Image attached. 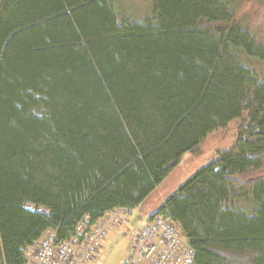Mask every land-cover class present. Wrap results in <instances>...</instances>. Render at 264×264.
Here are the masks:
<instances>
[{"label": "trees", "instance_id": "16d2710c", "mask_svg": "<svg viewBox=\"0 0 264 264\" xmlns=\"http://www.w3.org/2000/svg\"><path fill=\"white\" fill-rule=\"evenodd\" d=\"M151 3L120 22L112 0H0V264L136 210L235 120L145 223L178 225L194 264H264V79L241 62L264 43L229 0Z\"/></svg>", "mask_w": 264, "mask_h": 264}, {"label": "rangeland", "instance_id": "374dc122", "mask_svg": "<svg viewBox=\"0 0 264 264\" xmlns=\"http://www.w3.org/2000/svg\"><path fill=\"white\" fill-rule=\"evenodd\" d=\"M237 12V18L257 39L264 43V0H229ZM120 22L144 21L152 12L151 0H112ZM119 13V14H117ZM244 66L264 79V67L256 60L241 58ZM238 121L230 122L225 129L211 133L196 153L186 154L178 167L157 187L136 210L127 212L123 223L114 227L102 240L94 259L87 264H122L128 257L131 243L145 224L178 189L196 172L209 164L212 158L229 150L236 142ZM247 210H251V207Z\"/></svg>", "mask_w": 264, "mask_h": 264}, {"label": "built area", "instance_id": "2783aa9c", "mask_svg": "<svg viewBox=\"0 0 264 264\" xmlns=\"http://www.w3.org/2000/svg\"><path fill=\"white\" fill-rule=\"evenodd\" d=\"M126 215L124 210L111 211L89 232L86 230L90 220L85 216L65 241H56L55 232L47 231L27 251V264H87L94 259L102 240L123 223ZM122 264H194V260L178 225L156 217L141 227L131 243L128 259Z\"/></svg>", "mask_w": 264, "mask_h": 264}, {"label": "crops", "instance_id": "0c3cea01", "mask_svg": "<svg viewBox=\"0 0 264 264\" xmlns=\"http://www.w3.org/2000/svg\"><path fill=\"white\" fill-rule=\"evenodd\" d=\"M27 251L29 252V249Z\"/></svg>", "mask_w": 264, "mask_h": 264}]
</instances>
